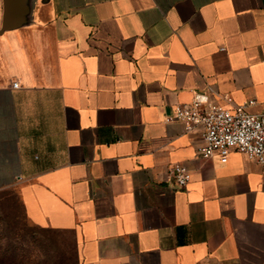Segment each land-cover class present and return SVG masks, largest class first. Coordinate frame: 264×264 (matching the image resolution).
<instances>
[{"label": "crops", "instance_id": "0c3cea01", "mask_svg": "<svg viewBox=\"0 0 264 264\" xmlns=\"http://www.w3.org/2000/svg\"><path fill=\"white\" fill-rule=\"evenodd\" d=\"M195 92L264 112V0H0V190L80 264H264V165L165 120Z\"/></svg>", "mask_w": 264, "mask_h": 264}, {"label": "built area", "instance_id": "2783aa9c", "mask_svg": "<svg viewBox=\"0 0 264 264\" xmlns=\"http://www.w3.org/2000/svg\"><path fill=\"white\" fill-rule=\"evenodd\" d=\"M12 87H18V83L13 82ZM221 97L231 102L228 95ZM254 103V99H250L246 103L226 107L210 100L205 93L195 92L189 103L176 105L165 120H179L186 130L201 125L202 141L197 153L203 157L217 156L225 163L229 153L237 151L246 160L264 165V112H249L247 106ZM166 178L182 188L190 181L191 173L185 165L172 163Z\"/></svg>", "mask_w": 264, "mask_h": 264}, {"label": "rangeland", "instance_id": "374dc122", "mask_svg": "<svg viewBox=\"0 0 264 264\" xmlns=\"http://www.w3.org/2000/svg\"><path fill=\"white\" fill-rule=\"evenodd\" d=\"M0 264H80V261L71 233L31 225L16 189H2Z\"/></svg>", "mask_w": 264, "mask_h": 264}, {"label": "trees", "instance_id": "16d2710c", "mask_svg": "<svg viewBox=\"0 0 264 264\" xmlns=\"http://www.w3.org/2000/svg\"><path fill=\"white\" fill-rule=\"evenodd\" d=\"M34 226V225H33ZM42 228V227H41ZM43 229H48V230H53V229H49V228H43ZM54 231H58V230H54Z\"/></svg>", "mask_w": 264, "mask_h": 264}]
</instances>
